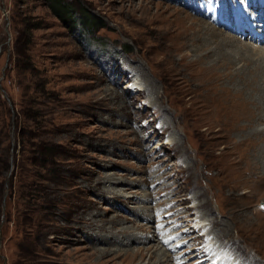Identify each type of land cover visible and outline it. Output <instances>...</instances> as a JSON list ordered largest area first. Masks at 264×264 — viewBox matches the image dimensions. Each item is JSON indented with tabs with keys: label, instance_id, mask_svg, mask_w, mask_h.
<instances>
[{
	"label": "rangeland",
	"instance_id": "obj_1",
	"mask_svg": "<svg viewBox=\"0 0 264 264\" xmlns=\"http://www.w3.org/2000/svg\"><path fill=\"white\" fill-rule=\"evenodd\" d=\"M67 1L74 29L0 0V264H264V186L230 181L185 69L207 40L264 58V0Z\"/></svg>",
	"mask_w": 264,
	"mask_h": 264
},
{
	"label": "bare ground",
	"instance_id": "obj_2",
	"mask_svg": "<svg viewBox=\"0 0 264 264\" xmlns=\"http://www.w3.org/2000/svg\"><path fill=\"white\" fill-rule=\"evenodd\" d=\"M218 17L217 20L223 19V17ZM256 18L254 14L252 16L250 14L247 17L253 26L256 24ZM242 25L243 20L240 21V26L236 27L241 28ZM208 41H205V44L200 43L198 45L200 49L204 47L205 53L200 54L194 60L187 61V67L185 68L187 70L189 67L192 68L190 75L196 79V85L198 89L200 88L202 118L203 121H209L204 130L217 132L218 136L222 138L223 150L221 154L233 156V159L230 161L233 164L228 170L230 181L237 178H234L233 174L243 171L248 174L246 180L250 179L249 181L253 185L256 183V185L264 186V58L253 59L250 54L241 50L228 52L224 45V43L228 44L226 38L220 41L219 50L215 48L210 49V45L206 44ZM259 50L263 53L264 57V48ZM240 60H248V67L246 69L245 66H242L241 69H235L236 63ZM137 83L140 84L138 78H134L131 84L135 87ZM257 124H262L263 127L258 128L259 126L256 127ZM248 188L245 193H248V191L252 192V189ZM257 193L256 195H258ZM253 224L254 222L251 225ZM258 225L259 227L263 226L261 223ZM202 226L204 228L208 227L204 223ZM262 232L260 236H264V230ZM259 234L261 233L259 232ZM216 238L218 242L219 237L217 236ZM135 240L138 241L137 238ZM156 242L160 245L161 242L165 241L157 239ZM224 246L236 247L231 243H226ZM163 251V256L167 257V251L169 250ZM169 255L170 258L173 256L171 253ZM237 263L234 260L229 261L228 258L222 256L219 250L207 262V264ZM248 264H258L257 259L250 260Z\"/></svg>",
	"mask_w": 264,
	"mask_h": 264
},
{
	"label": "trees",
	"instance_id": "obj_3",
	"mask_svg": "<svg viewBox=\"0 0 264 264\" xmlns=\"http://www.w3.org/2000/svg\"><path fill=\"white\" fill-rule=\"evenodd\" d=\"M50 7L53 12L59 16L64 22H67L71 28H76L77 26V18L75 17V9L71 2L67 0H51ZM92 23L96 24L97 21L95 19H90ZM84 24H88V21H83ZM31 39L30 34L29 37L26 38V42H29Z\"/></svg>",
	"mask_w": 264,
	"mask_h": 264
}]
</instances>
